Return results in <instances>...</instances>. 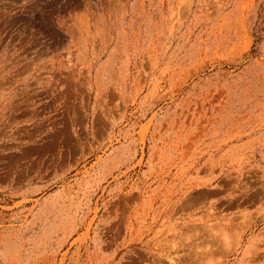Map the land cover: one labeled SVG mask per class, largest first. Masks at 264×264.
Returning <instances> with one entry per match:
<instances>
[{"label":"rangeland","instance_id":"1","mask_svg":"<svg viewBox=\"0 0 264 264\" xmlns=\"http://www.w3.org/2000/svg\"><path fill=\"white\" fill-rule=\"evenodd\" d=\"M0 264H264V0H0Z\"/></svg>","mask_w":264,"mask_h":264}]
</instances>
